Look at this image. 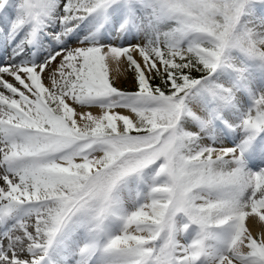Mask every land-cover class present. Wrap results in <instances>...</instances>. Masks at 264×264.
<instances>
[{"label": "snow or ice", "instance_id": "6c2138e0", "mask_svg": "<svg viewBox=\"0 0 264 264\" xmlns=\"http://www.w3.org/2000/svg\"><path fill=\"white\" fill-rule=\"evenodd\" d=\"M255 218L264 0H0V264H264Z\"/></svg>", "mask_w": 264, "mask_h": 264}, {"label": "rangeland", "instance_id": "374dc122", "mask_svg": "<svg viewBox=\"0 0 264 264\" xmlns=\"http://www.w3.org/2000/svg\"><path fill=\"white\" fill-rule=\"evenodd\" d=\"M118 86H122V87H128L127 84H121ZM256 221H258L257 226L255 227V229L253 230V232L259 237L260 232L264 231V222L259 221V218H255Z\"/></svg>", "mask_w": 264, "mask_h": 264}, {"label": "bare ground", "instance_id": "6f19581e", "mask_svg": "<svg viewBox=\"0 0 264 264\" xmlns=\"http://www.w3.org/2000/svg\"><path fill=\"white\" fill-rule=\"evenodd\" d=\"M258 221L256 219L254 221L246 220V224L249 225L250 229L253 231L257 226Z\"/></svg>", "mask_w": 264, "mask_h": 264}]
</instances>
